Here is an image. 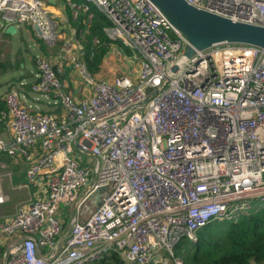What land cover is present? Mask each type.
Segmentation results:
<instances>
[{
    "label": "built area",
    "instance_id": "obj_1",
    "mask_svg": "<svg viewBox=\"0 0 264 264\" xmlns=\"http://www.w3.org/2000/svg\"><path fill=\"white\" fill-rule=\"evenodd\" d=\"M80 1L0 0L2 30L31 26L45 43L60 28L48 7L59 2L76 18L94 5L110 21L106 35L139 59L135 80L103 78L69 53V85L36 54L30 89L60 117L30 110L16 89L4 94L0 156L21 160L22 186L41 195L0 220L10 241L3 264H97L111 251L124 264H182L173 252L182 239L264 201V47L219 42L188 57L186 37L152 0ZM185 1L264 26V0ZM69 204L63 232L59 210Z\"/></svg>",
    "mask_w": 264,
    "mask_h": 264
},
{
    "label": "trees",
    "instance_id": "obj_2",
    "mask_svg": "<svg viewBox=\"0 0 264 264\" xmlns=\"http://www.w3.org/2000/svg\"><path fill=\"white\" fill-rule=\"evenodd\" d=\"M64 11L68 25L76 30L75 37L81 46L80 57L92 75L100 72L111 44H116L125 54L131 55V51L119 39L112 40L106 35L104 28L110 25V21L94 5L76 18L72 17L67 7ZM88 13L92 14L90 19H87ZM8 67V62H0L2 73ZM4 109L3 100L0 112ZM67 211L66 206L59 210L62 229L66 225L64 220H67ZM173 252L182 264H264V201L256 204L252 211L241 214L235 221H210L197 231L195 242L184 238L174 247ZM97 264H124V261L116 252L111 251Z\"/></svg>",
    "mask_w": 264,
    "mask_h": 264
},
{
    "label": "rangeland",
    "instance_id": "obj_3",
    "mask_svg": "<svg viewBox=\"0 0 264 264\" xmlns=\"http://www.w3.org/2000/svg\"><path fill=\"white\" fill-rule=\"evenodd\" d=\"M47 9L51 15H59L58 11L56 12L50 7ZM58 22L60 25L58 36L51 43L42 42V49H40L39 45H36L35 47L33 46V42L36 43L38 40L41 41V38L37 36L35 30L31 26H18L15 33L3 34L6 38L5 46H8V49L10 48V50L4 48L0 49V62H8L9 64V67L7 68L9 71L5 73L6 77L10 76L8 81L18 82L20 79L24 78L27 70L32 69V66L35 65L34 57L36 54H43L52 64H54L55 67L59 66L60 68L64 67L67 63V56L69 53H77L80 56V51L76 49V42L78 43V40L72 38L71 29L73 27L70 25L67 27V24H69L68 21L64 23L61 22V20H58ZM1 29L2 27L0 26V31ZM65 40H69L71 43L64 47L63 42ZM112 46L117 47L116 44H113ZM122 52V55L109 52L108 54L110 57L105 56L104 64L100 70L101 72L95 75L97 77L112 78L118 74L124 73L130 75L131 78L135 80L139 68V59H137V57H131L129 54H125L123 50ZM22 62L27 64V70L20 67ZM1 80L3 81L4 79L1 78ZM1 86L0 91H4L6 86L4 84ZM32 97H34V99L42 98L45 100L43 95L37 93H33ZM23 100L29 104L28 100L24 98ZM0 158L8 163V166L0 167V191L8 196V198L5 197L6 199L4 202L0 204V212H13L19 203L23 202L25 199L28 201L30 198L39 197L41 193L37 190L38 186H32V192L28 193L27 188L20 185L21 182H25V176L20 172L21 168L17 167L15 163L12 164V161H9L7 156L2 155ZM11 178H13L14 188H11ZM74 213L72 205L69 204V210L67 211L68 217L66 221L64 220L66 225L63 228V232L67 231L72 214L74 215Z\"/></svg>",
    "mask_w": 264,
    "mask_h": 264
},
{
    "label": "water",
    "instance_id": "obj_4",
    "mask_svg": "<svg viewBox=\"0 0 264 264\" xmlns=\"http://www.w3.org/2000/svg\"><path fill=\"white\" fill-rule=\"evenodd\" d=\"M171 24L187 39L185 54L190 57L214 43L236 42L264 47V26L231 20L187 3L185 0H152ZM10 24L6 33L15 32ZM37 30V28H36ZM175 68V67H174ZM93 197L97 198L98 194Z\"/></svg>",
    "mask_w": 264,
    "mask_h": 264
},
{
    "label": "crops",
    "instance_id": "obj_5",
    "mask_svg": "<svg viewBox=\"0 0 264 264\" xmlns=\"http://www.w3.org/2000/svg\"><path fill=\"white\" fill-rule=\"evenodd\" d=\"M50 8L55 10L56 12L58 11V13H59V15H57V16L50 14L55 19L58 18L57 20H61V22H63L67 18L65 11H64V7H62L61 3L57 2L56 4L50 6ZM67 27H69L68 24H67ZM16 31H17V28H16L15 32ZM15 32H13V33H15ZM5 33H6L5 30L1 29V31H0V49L4 48L7 50L8 46H5L6 38L3 35ZM7 34H12V33H7ZM42 42H43L42 40H41V42H36L37 44L33 42V46L35 47L36 45L37 46L39 45L40 49H42L41 48ZM8 50H10V48ZM108 56L110 57L109 54L106 55V57H108ZM104 61H105V57L102 61L101 68H102V65L104 64ZM20 65H21L20 67L25 68L27 70V64H25V62H22ZM61 69L63 70L62 75H61L62 79L64 81H66L69 85H72L73 84L72 83V77L73 76H72V73L70 71V68L68 67V63H66L65 66L62 67ZM7 71H9V70H6L4 73H2L1 68H0V90H1L2 84H4L6 86L4 91H0V106L3 105L4 94L10 89H16L22 95V97L24 99L29 101V104H27L26 101H24V102L26 105L30 106V110L39 111V112H51V113L56 114L57 116L60 117L62 110L60 107H57L54 103H52L51 99H47L44 96L43 97L45 100H43L42 98L34 99V97H32V94L34 92L31 91L30 85L32 82H34L36 80L35 75H36L37 70H36L35 65L32 66V69L27 70V72L25 74L26 76L24 78L20 79L18 82L17 81H13V82L8 81L10 76H8V77L5 76V73H7ZM11 72H14V71H11ZM67 73H68V76H67ZM8 74H10V73H8ZM97 74H99V73H97ZM1 78H3L4 80L2 81ZM70 88L73 91L74 88L73 87H70ZM0 133L4 136L7 134V130L4 126V124H2V123H0ZM7 158L9 159V161L10 160L12 161L11 162L12 164L15 163L17 167L21 168L20 172L24 176V167H23L21 160L11 158V157H7ZM0 161H1L2 167L8 166V163L5 162L3 159L0 158ZM10 184H11V188H14L13 178H11ZM22 184H24V182L20 183V185H22ZM20 185H18V186H20ZM27 190H28V193H31L32 192V186H30V188H27ZM7 198H8V196H7ZM26 201H27V199H25L23 202L19 203L16 206L15 210L17 209L18 206L24 204ZM13 212H5V211L0 212V220H2L5 216L11 215L9 213H13ZM9 242H10L9 240H4V239L0 238V264H3L4 253H5L6 247L9 245Z\"/></svg>",
    "mask_w": 264,
    "mask_h": 264
}]
</instances>
